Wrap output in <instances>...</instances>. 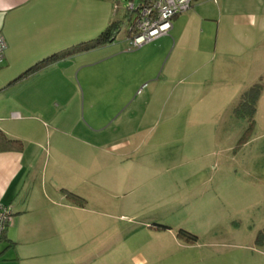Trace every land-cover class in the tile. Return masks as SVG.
Segmentation results:
<instances>
[{"label":"crops","instance_id":"1","mask_svg":"<svg viewBox=\"0 0 264 264\" xmlns=\"http://www.w3.org/2000/svg\"><path fill=\"white\" fill-rule=\"evenodd\" d=\"M115 9V0H0V34L6 42L0 63V131L19 140L10 147L0 138V203L13 210L3 239L4 259L7 264H235L222 249L248 251L245 233H212L191 243L170 232L164 233L166 243L159 247L150 238L142 236L144 246H138L137 234L108 231L100 233L95 246L72 243L77 240L76 223L83 218L79 212L87 208L67 198L65 192L78 191L65 184V178L72 174L79 183L87 180L81 167L72 168L87 154L53 153L51 144L58 139L43 137V130L48 132L45 120L51 122L57 97L64 100L67 95L64 81L73 83V61L82 67L77 75L84 71L86 76V55L109 42L19 76L52 54L94 40ZM109 58L123 62L116 65L118 72L128 69V85L137 84L136 89L147 82L165 95H196L205 85L212 87V94L223 86L242 89L250 77H264V0H194L189 10L172 18L167 35L136 51L122 48L99 60ZM256 243L253 248L260 245ZM172 244L180 254L169 247Z\"/></svg>","mask_w":264,"mask_h":264},{"label":"rangeland","instance_id":"2","mask_svg":"<svg viewBox=\"0 0 264 264\" xmlns=\"http://www.w3.org/2000/svg\"><path fill=\"white\" fill-rule=\"evenodd\" d=\"M115 1L111 22L118 23L117 36L86 55V76L84 71L77 75L82 67L73 61V83L64 81L67 95L57 97L51 122L45 120L48 132L43 130V137L58 139L51 144L53 153L87 154L72 165L81 167L87 180L65 178L87 208L79 212L83 218L76 223L73 245L95 246L100 233L108 231L137 234L138 246L150 238L159 247L166 243L164 233L179 229L198 237L245 233L249 250L225 247L224 255L234 257L235 264H264V237L256 247L264 234V77H250L238 90L223 86L214 94L206 85L196 95L161 94L147 81L131 87V72L119 73L116 67L121 60H99L122 48L139 49L129 46L126 31L135 15L128 6L140 0ZM256 82L262 90L251 120L234 108ZM54 128L70 132L60 135ZM155 223L170 229H156ZM4 242L0 264L8 263ZM169 247L181 253L174 244Z\"/></svg>","mask_w":264,"mask_h":264},{"label":"trees","instance_id":"3","mask_svg":"<svg viewBox=\"0 0 264 264\" xmlns=\"http://www.w3.org/2000/svg\"><path fill=\"white\" fill-rule=\"evenodd\" d=\"M142 2H143V0H140V2L137 5H134V4L133 5L135 7H137ZM193 2H194V0H193ZM191 6H192V4H191ZM117 8H118V4H117ZM130 11H131V13H133L132 10H130ZM186 11H184V12H186ZM133 18L129 19L130 23H129V25L127 27V31H126L127 37H129L131 35V30H132V26H133ZM118 31H119L118 23L115 21L110 22L109 25L104 29V31H102L94 40L86 42V43H81L77 46H73L69 51L52 54V55L46 57L45 59H43L42 61H39L38 63H36L33 66H31L30 68H28L19 77H24L27 74H29V73L37 70L38 68H40L42 65L49 63V62H53V61L61 58L62 56L68 55L70 53H75V52L80 51V50H87V49L93 48L97 45L103 44L105 42H110L117 36L116 34L118 33ZM261 90H262V85L260 83H257V82L254 83L252 86H250L247 90H245L240 95V98L238 99V102L234 108L235 112L238 114L239 113L242 114V113H244V111H246L247 116H249V118L252 120V117L255 113L256 102L258 100V97H259ZM0 138L6 144H8L10 147H13V146H15V144L19 143V140L7 138L1 131H0ZM65 194L67 195V198L69 200H71L72 202H74L80 206H85V199L83 197H81V196H79L73 192L72 193L71 192H65ZM0 212L6 214V216L4 217V220L3 221L0 220V227H1V229H0L1 230L0 231V241H1L6 236V230H7L8 226L11 225L12 217H13V210L10 206L0 203ZM152 226L155 227L156 229H159V230L170 229V227L165 225V224L155 223V224H152ZM176 233L184 241L192 243V242H195L197 240V235L190 233V232H187L185 230L179 229ZM261 237H264V234H261V233L259 234V236L257 238V242L262 240Z\"/></svg>","mask_w":264,"mask_h":264},{"label":"built area","instance_id":"4","mask_svg":"<svg viewBox=\"0 0 264 264\" xmlns=\"http://www.w3.org/2000/svg\"><path fill=\"white\" fill-rule=\"evenodd\" d=\"M192 2L193 0H143L137 7L130 4L128 8L135 15L131 35L128 37L129 46L138 48L160 36L167 35L171 28V19L188 10ZM5 50L6 42L0 34V63L4 59ZM5 216V213L0 212L1 221Z\"/></svg>","mask_w":264,"mask_h":264},{"label":"clouds","instance_id":"5","mask_svg":"<svg viewBox=\"0 0 264 264\" xmlns=\"http://www.w3.org/2000/svg\"><path fill=\"white\" fill-rule=\"evenodd\" d=\"M172 20V19H171ZM170 30V29H169Z\"/></svg>","mask_w":264,"mask_h":264}]
</instances>
